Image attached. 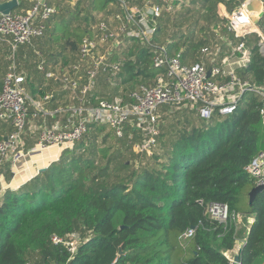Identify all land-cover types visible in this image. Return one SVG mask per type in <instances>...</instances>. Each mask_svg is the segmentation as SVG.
I'll return each mask as SVG.
<instances>
[{
    "label": "trees",
    "instance_id": "1",
    "mask_svg": "<svg viewBox=\"0 0 264 264\" xmlns=\"http://www.w3.org/2000/svg\"><path fill=\"white\" fill-rule=\"evenodd\" d=\"M127 1L132 6L145 0ZM51 4L57 13L48 21L43 37L14 53L7 44L0 46V93L14 66L30 98L26 149L35 144L37 136L31 133L35 141L28 142L29 123L43 121L33 102L44 104L47 111L77 105L79 90L65 89L58 78L68 75L79 79L80 86L85 84L92 62H82L78 72L72 70L80 63L82 40L91 37V28L98 22L111 20L115 26L116 17L123 14L113 0H51ZM23 5L27 8L28 3ZM234 5L226 0L174 4L171 13L157 20L149 45L130 38L112 52L109 62L119 63V71L99 73L88 100L95 104L97 97L132 104L130 94L155 82L152 60L156 48H164L170 56L178 54L185 65L205 62L203 48L213 51L219 47V56H223L233 38L220 6L229 12ZM12 12H18L17 8ZM259 27L264 32V16ZM40 64L43 72L38 70ZM46 73L55 77L47 79ZM241 77L264 85V57L256 48ZM45 96L49 97L46 102ZM259 107L258 98L247 94L230 116L206 122L187 108L179 110L183 120L167 124L164 115H172L180 106H164L157 146L150 156L132 151V144L143 139L139 129L126 126L117 138L107 125L89 126L45 170L16 190L4 191L0 264H229L225 254L234 251L239 241L233 215L253 219L236 253L239 263L259 264L264 260V192L249 204L255 180L244 171L264 150ZM62 115L49 117L47 126L64 122ZM12 131L9 122L0 121V141ZM10 168V161L5 162L0 176L3 170V175L10 176ZM212 202L227 206L230 219L226 223L209 218L206 209ZM188 229H193V236L181 241L179 237ZM72 234L79 235L82 243L71 257L52 237L66 241Z\"/></svg>",
    "mask_w": 264,
    "mask_h": 264
},
{
    "label": "built area",
    "instance_id": "2",
    "mask_svg": "<svg viewBox=\"0 0 264 264\" xmlns=\"http://www.w3.org/2000/svg\"><path fill=\"white\" fill-rule=\"evenodd\" d=\"M16 1L18 12L0 14V46L7 44L13 53L20 46L43 37L48 21L57 13L51 0ZM180 1L160 0V3H155L145 0L141 6H130L127 0H113L120 4L123 13L116 17L118 24L113 26L109 20L92 26L91 37H85L79 47L80 63L72 66V70L78 72L82 62H92V67L87 71V82L80 86L79 79L68 75L58 78L65 89L79 90L78 104L47 111L43 108L44 104L33 102L36 112L43 115V121L30 125V134L37 132V136L34 146L28 149L25 148L24 135L30 98L22 86L24 78L16 74L12 66L3 80L0 93V121L9 122L13 128L11 134L0 141V169L7 161L13 165L22 158L43 154L52 147L61 151L71 149L91 125H107L117 138L123 136L126 126L139 129L143 139L132 144V151L137 155L150 156L157 146L159 118L164 106L189 107L196 111L199 119L209 122L216 116L232 115L245 95L252 94L260 102L258 110L264 125V85L257 86L241 77V73L248 70L254 48L264 57V32L259 27L264 16V0H226L235 5L227 16L224 15L233 42H229V50L223 56H219V47L213 51L203 48L201 54L207 57L205 62L185 65L178 54L170 56L164 48H156L152 60L157 72L155 82L151 86H140L130 94L132 104L97 97L94 98L95 104L88 100L99 73L114 74L119 71V63L109 62L112 52L130 38L149 45L157 20L162 14L171 13L173 5ZM23 3H28L27 8ZM38 70L43 72V65L40 64ZM53 77L54 74L46 73L47 79ZM48 99V96L44 97L45 102ZM57 113L63 114L65 121H56L48 127L46 120ZM244 171L255 180V186H264V150L257 153ZM206 212L210 219L219 223H226L230 219L224 204L212 202ZM237 217L233 215L231 219L235 222ZM248 221L250 225L253 219ZM193 232V229H188L179 239L187 240L193 236ZM81 240L77 234L70 235L66 241L52 237V242L64 245L71 257L77 252ZM243 241L232 251L235 254H225L229 264L233 263V257Z\"/></svg>",
    "mask_w": 264,
    "mask_h": 264
},
{
    "label": "crops",
    "instance_id": "3",
    "mask_svg": "<svg viewBox=\"0 0 264 264\" xmlns=\"http://www.w3.org/2000/svg\"><path fill=\"white\" fill-rule=\"evenodd\" d=\"M29 125H34V123L30 122ZM28 136L33 137L32 140H29ZM27 140L28 142H31L35 141V138L29 133L27 135ZM60 153L61 150L59 148L52 147L43 154L20 159L18 162L11 165L9 183L5 186H0V192L3 193L6 189L15 190L19 188L32 177L37 175L41 169L47 167L49 163L56 161L59 158Z\"/></svg>",
    "mask_w": 264,
    "mask_h": 264
},
{
    "label": "rangeland",
    "instance_id": "4",
    "mask_svg": "<svg viewBox=\"0 0 264 264\" xmlns=\"http://www.w3.org/2000/svg\"><path fill=\"white\" fill-rule=\"evenodd\" d=\"M59 1H65L66 2V0H59ZM69 1H71V2H76L77 0H69ZM53 3H56V0H53ZM141 5H143V3L142 4H140V6ZM109 7H111V5L109 6ZM108 7V8H109ZM178 12L177 13H180L181 11H179V10H177ZM220 12H221V15H226L227 16V13H228V10H227V8H222L221 6H220ZM223 17V16H222ZM225 17V16H224ZM112 24H113V22H112ZM187 108H189V107H187ZM187 108H184V107H180V108H174V112L172 113V115H169V114H165L164 115V117H165V120H166V123L168 124V123H174L175 121H181V120H183V117H182V115H179V110H182V109H185V110H189V109H187ZM174 115H176L175 117H172V116H174ZM159 147V148H158ZM158 152L160 153V146H159V144H158ZM7 170V169H6ZM10 169H8V171H9ZM4 170H3V172H2V176H0V186H5L6 184H8L9 183V180H6L7 178H9L10 179V176H5V175H3L4 174ZM7 190V189H6ZM9 190H11V189H9ZM16 190V189H15ZM4 193V192H3ZM3 193H1L0 192V199H1V197H2V195H3ZM249 219H252V218H249V217H247L246 218V216L244 215V216H239V217H237L236 218V220H235V224H236V228H237V236H238V243H237V246L239 247V245L238 244H240L242 241H243V239H244V237H245V235H246V233H247V231H248V229H249ZM232 254H235V252H232ZM263 262V261H262ZM262 262H260L259 264H262Z\"/></svg>",
    "mask_w": 264,
    "mask_h": 264
},
{
    "label": "water",
    "instance_id": "5",
    "mask_svg": "<svg viewBox=\"0 0 264 264\" xmlns=\"http://www.w3.org/2000/svg\"><path fill=\"white\" fill-rule=\"evenodd\" d=\"M17 6V1L16 0H10L6 1L3 3H0V14L5 15L9 14L11 11H13ZM210 74V70L207 73V76ZM45 170V168L41 169L40 171ZM39 171V172H40ZM264 192V186H255L248 194L249 197V204L252 205L255 198ZM118 255H122V252L119 251ZM232 264H240L239 263V258L237 255L233 257V263Z\"/></svg>",
    "mask_w": 264,
    "mask_h": 264
}]
</instances>
